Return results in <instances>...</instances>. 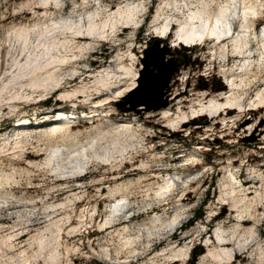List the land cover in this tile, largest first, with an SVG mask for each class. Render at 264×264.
Listing matches in <instances>:
<instances>
[{
  "label": "rangeland",
  "instance_id": "rangeland-1",
  "mask_svg": "<svg viewBox=\"0 0 264 264\" xmlns=\"http://www.w3.org/2000/svg\"><path fill=\"white\" fill-rule=\"evenodd\" d=\"M179 1L170 0L171 4ZM189 1L196 4L201 0ZM203 1L211 5L215 1H220L218 4L226 2V0ZM250 1L261 5L256 6L262 11L256 25L258 32L264 23V0ZM161 2L162 0H62L64 5L58 14L53 4L39 6L40 0H0V40L6 34L7 28L21 22H34L33 10L35 15L39 14L40 21L44 19L48 24L50 19L57 15L69 17L74 21L81 19L85 12L100 7L104 10L101 14L102 20L120 6L138 3L145 5L144 13L136 25L118 24L115 32L97 42H91L92 47L89 49L83 45L91 40L75 38L76 36L71 38L66 34V45L58 51L53 49L54 52H50L67 55L70 58L76 56L77 60L75 63L72 62L73 64L70 63V66L68 64L61 66L60 72L63 71L61 76L64 74L65 76L58 90L52 89L42 97L38 96L40 91L34 93L36 100L21 104L18 111L28 115L38 113L54 115L58 112L56 110L67 111L73 103H76L78 108H84L87 104L81 103L79 99L72 98L70 101L73 102H70L60 98L61 91H71L75 88L88 91L84 92L80 99H84L86 94L91 95V98L100 95L99 99H104V103H107L98 108L99 115L77 116L74 120L79 123L71 127L70 132L79 133L77 136L79 144L75 148L88 147L93 143V151L89 152H95L101 158L104 152L111 153L115 161L111 159L112 161L105 162L101 158H93L86 169L78 173L73 172L76 171L75 168L67 167L81 164L83 161L80 157L69 160L65 158L62 171L53 172L44 162L54 148L49 143H58V139L48 143L49 138L45 131L51 128L48 125L58 124L64 120L47 118L43 122L24 125L21 121L14 120L18 114L12 116L7 108L2 114L0 112V155L3 153L1 145L4 139H7L9 145H14L16 139L20 137L25 145L20 157L13 158L9 154L0 159V174L6 177L12 174L15 180L5 189H0V238L13 236L33 223L23 238H17L16 235L6 242H11L13 247L0 246V264H21L23 255H19L18 252L23 249L28 256L29 264H43L41 258L43 254L37 256L35 253L38 248L37 240L30 241V237L48 224L47 214L53 219L68 214L74 225L83 220L84 225L78 231L71 235H61L57 241L59 244L56 243L58 247L55 244L57 251L65 256L61 258L63 259L61 264H119L104 259L100 250L104 247L115 254V250L128 236L135 241L141 240L136 242L137 252L129 258L128 264H192L191 255L197 246L203 247V253L197 257L195 264H218L212 260L202 262L203 254L207 252L206 240L209 238L213 245L218 246L214 235L218 226L223 228L225 239L230 238L233 231L236 234L233 241H227L228 248H236V253L224 264H264V108L250 109L245 112L242 120L229 123L228 126L222 123V118L225 117L227 120L233 118L237 112L236 108L221 112V116L217 118L199 115L190 119L193 116L190 106L194 102L205 101L222 93L212 89L217 83H222L227 90L223 66L233 67L239 60L238 57L230 56L229 43V53L224 58L215 56L213 59L211 40L205 41L201 46L176 45L171 50L180 60V69L170 82L166 95L177 93L178 96L169 101L165 110L169 109L172 117H175L179 111L178 106L181 105L186 118L190 119L183 127L168 125L159 113L163 109L140 110L138 113L121 111V108H129L131 106L129 101L140 95L135 91L143 77L141 57L144 48L155 38L152 20ZM28 3L34 5L28 6ZM74 9L76 12L73 13ZM165 11L175 15L170 7ZM44 12L48 14L46 18L41 16ZM140 23L142 26L138 27ZM172 35L173 33L166 39L162 37L159 39L163 45L170 46L173 43ZM56 37L58 40L64 39L63 36ZM34 40L35 37L31 39L30 52L38 54L43 51L42 56H47L44 50L49 45L32 48L37 43ZM79 46L83 49L78 48ZM7 49L13 52L11 47L7 46L5 50ZM258 58V55L254 58L252 79L264 76V67L257 68ZM73 66L76 73L72 76L68 73ZM104 70L106 71L103 74L107 73L106 84L104 86L95 84L98 73ZM251 86L244 96L246 109L251 106L248 102L256 97L258 90L264 88V79L253 81ZM126 88L130 90L119 97L118 91ZM44 97L48 99L38 101ZM115 99L118 100L113 101ZM90 111L93 114L90 109L87 113ZM106 113L110 114L104 116ZM121 122L133 125L135 135L133 137L136 138H133L132 147L128 148L127 140H123L124 138L117 142L108 136ZM251 126H254L253 129H250ZM19 128L23 133L16 136ZM121 149L122 158L118 153ZM70 160L71 163L67 164ZM68 170L72 172L68 173ZM230 173L239 182H229ZM172 177L178 182L171 190L170 196L167 200L156 199L155 192L162 191L163 184ZM228 182L235 187L234 198L242 201L241 210L244 209L241 217L237 216L238 212L234 208L232 209L231 196L224 195L225 190L223 191L222 186ZM79 196L81 197L78 198ZM122 197L128 199L124 205L129 207L125 210L126 215L118 220L113 218L114 223L110 226L113 225L114 232L108 234L109 229L101 231V223ZM48 206L53 208L46 210ZM199 209L203 210L202 217L192 225L185 226ZM175 215L179 216L176 224H173L171 220ZM158 217L163 218L165 224L160 229L147 230V227L152 226L151 222ZM123 225L129 226L126 232L121 229ZM28 242H32L31 246ZM179 246H189L188 255L181 259L170 256L172 255L168 252L170 247L177 250ZM66 251H69L67 255ZM125 252L127 251L122 254ZM123 259L124 256L121 260Z\"/></svg>",
  "mask_w": 264,
  "mask_h": 264
},
{
  "label": "bare ground",
  "instance_id": "bare-ground-1",
  "mask_svg": "<svg viewBox=\"0 0 264 264\" xmlns=\"http://www.w3.org/2000/svg\"><path fill=\"white\" fill-rule=\"evenodd\" d=\"M181 1L182 2L179 1L178 3L174 2L173 4H171L170 0V3L166 0H162V2L159 4L152 20V27L155 37L167 38L171 34L170 33L167 36V32H171L169 29L171 25L175 24V26L172 27L173 43L169 46L170 50H172L176 45L194 46L211 40L213 41V48L211 49L213 59H215V56H222L223 58L228 56V43L231 46L230 56L239 58V60H237L238 62H236L233 67L225 68L223 66V71L225 72L223 77L228 86V89L225 91H221L222 93H220V95L210 97L205 101L198 100L197 102H194V104L190 106V112L193 114V116L210 115L212 118H217L221 116V112L233 110L232 108H236L237 112L233 115V118L229 120H227L225 117L222 118V123H224L225 126H228L229 123L242 120L245 116L246 111L250 109L264 108V88L258 90V92L256 93V97L248 102V104L251 105L248 109H246V107L244 106V96L247 93V90L252 87L251 85L253 84V81L255 82L259 79H264V76H257L252 79L253 68L255 66L254 58L256 55H258L259 57L258 63H256L257 68H261V66L264 67V23L262 24L261 29L256 32L257 20L258 17L262 14V11L258 10L256 6H261L260 3L253 4L250 0H226V2L223 4H218L220 1H213L214 3L213 5H211L204 2L203 0H198L199 2H197L196 0V4L189 3V0ZM259 1L262 2L261 0ZM254 2H256V0H254ZM48 4H53L55 9L58 10V14L60 13V10L64 5L62 4V0H40L39 6H48ZM32 5H34V3H28V6ZM144 6L145 5H143V3H138L136 5L126 4L124 6L118 7L115 11L110 12L102 20L101 14L104 10L98 7L94 11L85 12L84 16H81V19H76L74 21L69 17H60L59 15L55 17L53 16L48 24L46 21H44V19L43 21H40L38 17L39 14L35 15V10H33L32 12L35 16L34 22H21L6 29V34L4 35L3 39L0 40V112L2 114V111L7 108L12 116H16L18 114L17 117L14 118V120L19 122L21 121V123H23L24 125L27 123L32 124L33 122H43L47 118H54L57 121H59L60 119L64 120L58 124H55L53 122L54 124L48 125L51 126V128L48 131H45V134L49 138L48 143L50 141L58 139V143H49L51 147L54 146L51 153L46 157L44 162V164L49 167V170L53 172L62 171V168H64L65 166V164H63V160L65 158L69 160L71 158L77 159L80 157V159L83 161L81 164H77L76 166H70L67 168H75L76 171L73 172L81 173L86 169L91 159L101 158L97 155V153L89 152L93 148V143L88 147L80 146L81 148H75L76 145L79 144L77 139L79 133L76 131H74L73 133L70 132L71 127H69L68 123L74 118V116H98V108L103 107L107 103H104V99H99L100 95L91 98V95L86 94L84 95V99H80V96L83 95L84 92L88 93V91L86 92L84 91L85 89L83 90L81 88H75L71 91H61L60 98L69 101L72 98L79 99L81 103L85 105L87 104L84 108H78V105L76 103H73V106L71 105L70 109H67V111L56 110L58 112L54 115L52 113L51 115L48 113L29 115L25 114V112L18 113L21 104H25L30 100H36V96L34 95V93L40 91L38 96L42 97L52 89L58 90L65 76V74L61 76L63 72H60L61 66L67 64L69 65L70 63L73 64L72 62L77 60L76 56L70 58L67 55H57V53L52 54V52L50 51H58V49H61V47L63 48L66 45V34H68L71 38L76 36L75 38H85L91 40L86 44L84 43L85 45H83L84 48L89 49L92 47L91 42H97V40L108 37L113 32H115L116 26L118 24L136 25L144 13ZM169 7L175 13V15L173 13L168 14L167 11H165ZM74 12H76L75 9L73 10V13ZM41 16L46 18L48 14L47 12H44ZM56 36H63L64 39L58 40ZM33 37L36 38V40L34 41H37V43L32 48L39 46L45 47L46 44L49 45L44 50L47 56H42L43 51L41 50V53L39 52V50H37L40 54H32L30 52V48L32 46L31 39ZM7 46L8 48L11 47V50H13V52H9L8 49L5 50ZM255 46H258V48H255ZM81 47L79 46L78 48ZM105 71L106 70L98 73L94 81L95 84L98 83L103 86L106 84L105 77H107V73L103 74V72ZM75 73L76 69L73 66L68 74L73 76ZM129 90V88H126V90L123 91L119 90L117 94L120 97ZM240 91H242V93H239ZM177 96V93L170 94L169 101L176 99ZM47 99V97H44L42 99H39L38 101L43 102ZM117 100L118 99H115L113 101ZM70 102L73 101L71 100ZM177 104L179 105V102ZM180 106H178L179 111L175 117H172L173 114L170 113L169 109L165 110L166 107L159 112L161 113L162 118L167 121L168 125L181 128L186 122L192 119L186 118V113L182 111ZM88 109L92 110L93 114H91V111L88 114ZM108 114L110 113H106L104 116H108ZM253 127L254 126H251L250 129H253ZM132 128L133 125L131 123L121 122L113 128V130L111 131L112 133H109L108 136H111V139L113 140L116 139L117 142H120V138H124L123 140H127L126 142L128 143L129 148L134 145L133 138H136L133 137L135 135H133L134 130H132ZM26 129H28V127H26ZM20 130L22 129L19 128L16 136L23 133V131ZM94 130L100 131V129L98 128H94ZM135 140L137 141V139ZM6 141L7 139H4V143L1 145V151L3 153L2 155H0V159L3 156H8L9 154H11L13 158L20 157L25 147L22 139L18 137L13 143L14 145H9L8 141ZM122 149L118 151L120 157L123 155ZM110 154L104 152L101 158L102 161L106 162L111 159L115 161L114 155ZM29 163L33 164L32 162ZM69 163H71V160L67 162V164ZM71 172L72 170H68V173ZM232 173L229 174V182H239L236 181V178L232 175ZM176 179H178V176H176ZM10 182H15L12 174H10L8 177L4 175L2 176L0 174V189H5L6 186L10 184ZM177 182L178 181H175V178L173 177L171 179H168L166 183L163 184L162 191L159 192L158 190L155 192L156 199L164 198L167 200V198L170 196H167L168 193L172 192L171 190L176 187ZM229 182L227 184H223L222 186L223 191L225 190L224 195L231 196L232 209L234 208L238 212L237 216L241 217L242 210L244 209L243 208L241 210L242 207L240 203L242 201L236 199L237 197L234 198L233 194L235 193V187ZM84 194H82V196ZM74 196L76 195H73V197ZM166 196L167 198H165ZM80 197L81 196H79L78 198ZM127 200V198L122 197L121 200L119 199L117 204L114 205L113 209L111 208V211L109 210L110 214L100 225L101 231H108L109 229L108 234L115 231L112 229L113 225H110L114 223L115 219L118 220L119 218L126 215L125 212L127 211L125 210L129 207H125L124 205L127 203ZM51 208H53V206H48L46 207V210H49ZM49 216L50 215L47 214L48 224L45 225L43 230L37 231L36 234L32 235L30 237V241L37 240L36 243L38 248L35 253L38 254L37 256L43 254V256L41 257L43 264H61V262L63 261V259L61 258H65V256L57 251V244H59L57 243L58 239L61 238L60 236L63 234L71 235L72 233L78 231L79 228H81L84 224H82L83 220H81L77 225H74L68 214H64L63 217L57 219H53V217L49 218ZM178 216L179 215H175L172 218L171 221L173 224H176ZM162 219L163 218L161 217L154 219L151 222L152 226L147 227L146 229H160L165 224ZM31 225H33V223H31L29 226L31 227ZM28 227L20 230V232L14 234L13 236L6 238L3 236V238H0V246L5 245V247L7 246L8 248L13 247L11 242H6L16 235L18 236L17 238H23L25 236V233L29 229ZM128 228L129 226L126 225H123L121 227L122 231L124 230L125 232ZM223 233L224 230L220 226H218V228L214 231L215 240L218 243V246L213 245V242L210 241L209 238L206 240L207 252L203 254L204 258H202V262L206 260H212L218 264H224V262H228L234 257L236 248L234 249L232 247L231 249H229L227 246V241H233V238L236 234L233 231L230 238L225 239ZM131 238L132 237L129 236L125 237L120 247L115 250V254L110 252V249L103 247V249L100 250V253L103 255L102 257L107 261H114L119 264H128L129 258L133 257L137 252V248H135L136 242L141 241L140 239H137L135 241ZM28 243L27 244L31 246L32 242ZM55 244L57 245V247ZM236 244L238 247V241L236 242ZM243 245H245V243ZM188 249L189 246H182L177 250H175V247L174 249L173 247H170L168 252L172 254L170 256L178 257V259H181L185 258V256L188 255ZM240 249L241 248L239 247L238 250ZM125 250L127 252L122 254ZM68 252L69 251H66V255L68 254ZM18 254L23 255L22 259L20 260L21 264H29L28 256L25 255V249L19 251ZM60 255L62 257H60ZM121 255H123L125 259L121 260V258L123 257Z\"/></svg>",
  "mask_w": 264,
  "mask_h": 264
},
{
  "label": "water",
  "instance_id": "water-1",
  "mask_svg": "<svg viewBox=\"0 0 264 264\" xmlns=\"http://www.w3.org/2000/svg\"><path fill=\"white\" fill-rule=\"evenodd\" d=\"M141 58L143 77L135 91L140 95L129 101V108H121L122 112L157 111L168 106L169 96L166 95V90L180 69L179 58L156 37L144 48Z\"/></svg>",
  "mask_w": 264,
  "mask_h": 264
},
{
  "label": "trees",
  "instance_id": "trees-1",
  "mask_svg": "<svg viewBox=\"0 0 264 264\" xmlns=\"http://www.w3.org/2000/svg\"><path fill=\"white\" fill-rule=\"evenodd\" d=\"M212 89L215 91H223V90H225V86L222 83H217L214 87H212ZM47 103L49 104V100ZM202 215H203V210L199 209V210L195 211L192 219L188 220L185 223V226L192 225L193 222L196 221L197 219H200L202 217ZM202 253H203V247L202 246L195 247L193 252H192V255H191V263L195 264L197 257Z\"/></svg>",
  "mask_w": 264,
  "mask_h": 264
},
{
  "label": "built area",
  "instance_id": "built-area-1",
  "mask_svg": "<svg viewBox=\"0 0 264 264\" xmlns=\"http://www.w3.org/2000/svg\"><path fill=\"white\" fill-rule=\"evenodd\" d=\"M202 76H205L204 74H202Z\"/></svg>",
  "mask_w": 264,
  "mask_h": 264
}]
</instances>
